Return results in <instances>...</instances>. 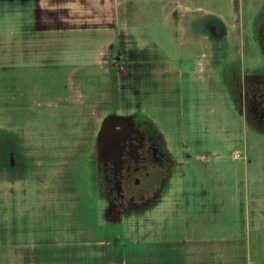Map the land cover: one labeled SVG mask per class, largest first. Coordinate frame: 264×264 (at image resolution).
I'll use <instances>...</instances> for the list:
<instances>
[{"label": "rangeland", "instance_id": "1", "mask_svg": "<svg viewBox=\"0 0 264 264\" xmlns=\"http://www.w3.org/2000/svg\"><path fill=\"white\" fill-rule=\"evenodd\" d=\"M253 6L196 0L191 13L129 11L108 35L69 33L45 48L20 47L14 29L28 15L0 0V264H146L157 237L239 230L264 201V138L227 100L218 80L226 54L208 23L225 25L234 58L233 17ZM135 111L191 159L180 187L146 215L106 217L93 176L98 134L111 115ZM196 185L197 222L187 200Z\"/></svg>", "mask_w": 264, "mask_h": 264}, {"label": "flooded vegetation", "instance_id": "2", "mask_svg": "<svg viewBox=\"0 0 264 264\" xmlns=\"http://www.w3.org/2000/svg\"><path fill=\"white\" fill-rule=\"evenodd\" d=\"M253 7L254 11L240 13L236 58L229 57L230 36L223 23L211 19L208 32L212 41L223 44L226 62L218 80L231 108L248 131L264 138V0H254ZM190 159L171 146L148 115L137 111L111 115L98 134L93 172L106 203V217L123 220L126 213L140 208L146 215L156 197L180 187L176 183L184 177L181 170Z\"/></svg>", "mask_w": 264, "mask_h": 264}, {"label": "crops", "instance_id": "3", "mask_svg": "<svg viewBox=\"0 0 264 264\" xmlns=\"http://www.w3.org/2000/svg\"><path fill=\"white\" fill-rule=\"evenodd\" d=\"M14 3L16 16L28 15L29 21L18 24L14 29L20 36V47H52L54 37L62 38L69 33L110 34L117 30L123 20L121 14L129 11H160L170 15L174 11L191 13V5L196 0H9ZM199 9V8H198ZM206 14L214 15L213 12ZM234 31L240 29V18L233 17ZM173 25L175 22L173 21ZM229 28V27H228ZM31 33L43 35V40H35ZM30 35V36H29ZM236 35V34H235ZM232 46L238 47L235 36ZM38 43V44H37ZM189 44V43H188ZM191 46V45H190ZM61 47L63 45L61 44ZM34 64H37L36 62ZM195 194L189 197L192 217L200 221L203 202L198 203L197 185ZM193 201V204H191ZM236 232H192L181 235L157 237L155 244H148L146 264H264V201H255L253 210H248L238 223ZM151 246V247H149ZM144 252V251H143ZM156 257V262L152 258Z\"/></svg>", "mask_w": 264, "mask_h": 264}, {"label": "built area", "instance_id": "4", "mask_svg": "<svg viewBox=\"0 0 264 264\" xmlns=\"http://www.w3.org/2000/svg\"><path fill=\"white\" fill-rule=\"evenodd\" d=\"M239 156H240V154H237V155H235V157H234V158H235V159H236V158H239Z\"/></svg>", "mask_w": 264, "mask_h": 264}]
</instances>
